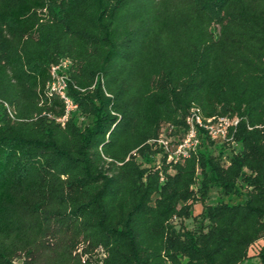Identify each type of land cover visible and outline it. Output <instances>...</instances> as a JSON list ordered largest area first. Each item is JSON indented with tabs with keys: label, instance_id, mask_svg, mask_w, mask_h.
Returning <instances> with one entry per match:
<instances>
[{
	"label": "trees",
	"instance_id": "16d2710c",
	"mask_svg": "<svg viewBox=\"0 0 264 264\" xmlns=\"http://www.w3.org/2000/svg\"><path fill=\"white\" fill-rule=\"evenodd\" d=\"M192 107L237 121L168 161ZM259 240L264 0H0V264H264Z\"/></svg>",
	"mask_w": 264,
	"mask_h": 264
},
{
	"label": "built area",
	"instance_id": "2783aa9c",
	"mask_svg": "<svg viewBox=\"0 0 264 264\" xmlns=\"http://www.w3.org/2000/svg\"><path fill=\"white\" fill-rule=\"evenodd\" d=\"M70 61L66 58L60 59L57 63L50 65V78L46 83V92L58 94L64 103V114L57 118L58 121L64 122L69 113L76 108L70 97L66 94L67 88V69ZM188 128L182 136H170L165 134V128L162 129L157 144L160 146L162 153L166 154L168 161H176L181 157H187L191 150L197 148L200 143L198 136L199 129H203L211 140L225 138L230 125L235 124L237 119L227 116L210 117L203 119L198 108L192 107L187 116ZM159 157V155H157Z\"/></svg>",
	"mask_w": 264,
	"mask_h": 264
},
{
	"label": "rangeland",
	"instance_id": "374dc122",
	"mask_svg": "<svg viewBox=\"0 0 264 264\" xmlns=\"http://www.w3.org/2000/svg\"><path fill=\"white\" fill-rule=\"evenodd\" d=\"M225 152H227V150H225ZM151 160L153 161H156L155 158H152ZM224 199V200H227V201H236L238 200V197L237 196H233V195H227V196H222L219 194V192L213 188L211 190V192L209 193L208 197L206 198V203H215L218 199ZM201 202H195L194 205H193V213H197L201 210ZM185 225L187 227H191L193 226V220L191 219H187L184 221ZM263 240H259L257 241L250 249V253L251 254H254V253H257V251L259 250L260 246L263 244ZM239 264H261V259L260 257L258 256H255V257H250V258H247L245 260H243L242 262H240Z\"/></svg>",
	"mask_w": 264,
	"mask_h": 264
}]
</instances>
